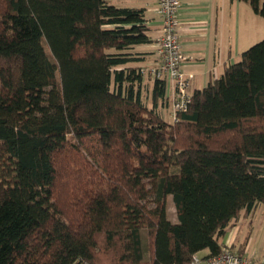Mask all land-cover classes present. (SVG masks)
<instances>
[{"label": "trees", "instance_id": "16d2710c", "mask_svg": "<svg viewBox=\"0 0 264 264\" xmlns=\"http://www.w3.org/2000/svg\"><path fill=\"white\" fill-rule=\"evenodd\" d=\"M149 30L110 0H0V264H187L264 204V37L167 121Z\"/></svg>", "mask_w": 264, "mask_h": 264}, {"label": "crops", "instance_id": "0c3cea01", "mask_svg": "<svg viewBox=\"0 0 264 264\" xmlns=\"http://www.w3.org/2000/svg\"><path fill=\"white\" fill-rule=\"evenodd\" d=\"M110 1L120 7L145 10L153 42L138 45L134 50L143 52L144 56V60L137 66L152 62L155 59L156 39L160 34V19L154 11L155 0ZM178 18L181 21L179 41L184 54L189 57L184 63V69L193 74L189 88L192 93L195 89L203 88L209 80L221 75L226 66L237 61L240 46L255 40L256 28L260 30L262 16L256 14L249 3L243 0H180ZM152 79L144 76L143 90L150 89ZM166 95L168 105L160 109L171 116L173 85L170 81H166ZM220 244L256 262L264 261V205H257L247 214L242 213L227 228L220 238ZM198 254L204 257L208 255V250H201Z\"/></svg>", "mask_w": 264, "mask_h": 264}, {"label": "built area", "instance_id": "2783aa9c", "mask_svg": "<svg viewBox=\"0 0 264 264\" xmlns=\"http://www.w3.org/2000/svg\"><path fill=\"white\" fill-rule=\"evenodd\" d=\"M180 0H155L154 11L160 19V34L155 43V59L140 66L144 76L164 79L173 85V99L171 101L172 120H177V114L185 111L190 102V81L192 73L186 72L184 63L189 58L181 48L179 29L181 21L178 18ZM76 264H89L79 261ZM187 264H264L256 262L253 258L243 256L224 248L213 256H200L195 253Z\"/></svg>", "mask_w": 264, "mask_h": 264}, {"label": "rangeland", "instance_id": "374dc122", "mask_svg": "<svg viewBox=\"0 0 264 264\" xmlns=\"http://www.w3.org/2000/svg\"><path fill=\"white\" fill-rule=\"evenodd\" d=\"M261 1L264 2V0H261ZM234 19H235V18H234ZM235 21H236V20H234L233 23H235ZM240 34H241V36H242V33H240ZM263 37H264V17L261 18V26H260V30H258V29L256 28V36H254V39H255V40L252 41V42H249V43L246 44L245 46H240L241 48H240V50H239V54H240L243 50H245V49H247L248 47H250L251 45H253V44H255L256 42L260 41ZM45 48H46V46H45ZM239 54H238V56L236 57V60L239 59ZM143 98H145L146 100H147V98H148V96H147V92H146V91L143 92ZM170 107H171V106H170ZM160 114L162 115V117H163L165 120H167V121L172 120V115H171V116H168V115L166 114V111H164L163 109H160ZM170 117H171V118H170ZM259 205L263 206L264 204H259ZM167 213H168V217H169V219H170L171 221H173V222H176V221H177V219H176V214H175V208H174V205H173V202H172V199H171L170 196H169L168 201H167Z\"/></svg>", "mask_w": 264, "mask_h": 264}]
</instances>
